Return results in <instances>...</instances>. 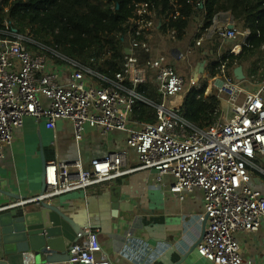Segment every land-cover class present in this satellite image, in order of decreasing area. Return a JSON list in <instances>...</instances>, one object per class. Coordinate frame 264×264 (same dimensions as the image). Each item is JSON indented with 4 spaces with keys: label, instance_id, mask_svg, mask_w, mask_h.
<instances>
[{
    "label": "built area",
    "instance_id": "2783aa9c",
    "mask_svg": "<svg viewBox=\"0 0 264 264\" xmlns=\"http://www.w3.org/2000/svg\"><path fill=\"white\" fill-rule=\"evenodd\" d=\"M190 3L186 13L184 0H170L164 22L148 10L147 1L138 4L126 20V62L109 78L65 57L59 46L47 47L28 33L12 32L11 23L0 26V163L27 117L52 130L58 119H69L78 144L89 126L102 133H128L124 151L85 165L76 162L75 173L65 162L46 160L43 194L16 207L51 204L66 193L150 170L165 178L173 192L203 193L204 212L187 219L186 229L197 230L198 254L213 264H244L241 234L264 228V77L255 88L244 85L230 77L231 58H226L209 80L205 98L216 102L206 112L189 98L198 86L195 72L188 75L180 65L187 40L201 35L198 24H209L212 36L234 43L228 56L250 47L259 30L247 25L241 30L234 19L223 21L214 11L200 21L206 0ZM156 31L173 40L171 52H157L142 67L136 52L151 50ZM53 60L67 65L65 81ZM147 225L145 218L138 219L133 234L140 235ZM173 248L183 251L179 242ZM69 262L113 264L90 228L78 234Z\"/></svg>",
    "mask_w": 264,
    "mask_h": 264
},
{
    "label": "crops",
    "instance_id": "0c3cea01",
    "mask_svg": "<svg viewBox=\"0 0 264 264\" xmlns=\"http://www.w3.org/2000/svg\"><path fill=\"white\" fill-rule=\"evenodd\" d=\"M220 17L223 21L233 19L230 13H220ZM203 18L200 16V21ZM247 26L256 28L253 21ZM198 27L201 29V37L194 43L195 47L191 45V37L187 40L185 44L188 43L189 48L185 55L197 58L192 68L196 70L198 65H205L206 71L208 63L229 55L234 43L212 36L209 33V24L204 27L198 24ZM159 39L162 44L166 38L159 31L154 32L150 40L153 53L151 56L146 57L142 50L136 52L140 66L147 67L151 57L161 52L156 45ZM239 39H243L242 36H239ZM170 41L172 49L173 40ZM199 58H203L204 62H199ZM53 66L62 70L61 80L65 81L69 74L67 65L53 60ZM44 102L47 103L46 100ZM127 138L128 133L124 131L102 133L89 126L82 142L78 144L73 123L69 119H58L56 128L52 130L46 127L44 121L35 122L33 118L27 117L23 129L17 133L16 140L6 147V156L0 163V190L6 192V194L0 192V235L4 223L18 214L17 209L25 211L22 207H16L24 201L22 198L27 200L43 194L45 190L42 179L43 159H58L65 162L75 173L73 165L76 162L80 161L85 165L91 161L104 159L110 152L124 151ZM72 147L74 150H71ZM155 177L154 172L144 170L126 178H113L90 187L86 192L79 190L56 197L52 199L51 204L58 206L71 218L76 220L82 218L78 222H89V228L97 233L113 264H213L202 258L195 248L201 241L195 236L197 230L195 228L186 230L187 219L195 218L204 212V196L200 190L178 193L168 189L160 195L157 204L151 210L141 215L140 218H145L148 223L143 233L138 236L132 233L123 238L118 237V231L125 218L136 209L142 194ZM117 200L120 202V213L114 214L113 203ZM39 204L41 205V202L28 207L33 208ZM121 212L126 214L125 217ZM136 218L135 216L132 220L133 232L137 223ZM66 233L63 232L49 241H56ZM175 242L180 243L183 251L172 249ZM241 242L244 264H264V228L259 232L241 234ZM37 252H40V249L36 251V255ZM46 258L48 255L40 253L35 258L33 252L26 255L24 262L71 264L69 251L65 254L59 253L55 261ZM3 259V255L0 254V264Z\"/></svg>",
    "mask_w": 264,
    "mask_h": 264
},
{
    "label": "trees",
    "instance_id": "16d2710c",
    "mask_svg": "<svg viewBox=\"0 0 264 264\" xmlns=\"http://www.w3.org/2000/svg\"><path fill=\"white\" fill-rule=\"evenodd\" d=\"M147 1V8L156 19H166L170 0H0V26L10 24L11 31L29 34L47 47L59 46L65 57L73 58L99 75L109 78L125 62L127 46V18L131 17L137 5ZM191 0H184V11L191 7ZM230 13L235 24L245 30L249 20L259 30L250 47H244L238 55H225L223 61L216 60L206 66V76L200 77L198 86L191 90L190 97L206 112L216 100L205 92L209 80L226 60L230 77L238 66L253 60L247 69V76L257 81L264 77V0H206L201 18L210 13ZM181 18L175 20L178 26ZM162 28V26L160 27ZM199 36L190 38L191 45Z\"/></svg>",
    "mask_w": 264,
    "mask_h": 264
},
{
    "label": "water",
    "instance_id": "95a60500",
    "mask_svg": "<svg viewBox=\"0 0 264 264\" xmlns=\"http://www.w3.org/2000/svg\"><path fill=\"white\" fill-rule=\"evenodd\" d=\"M16 31L18 32V30ZM198 67L202 70L200 73H195L196 81L199 80V75L205 71V65H198ZM234 75L237 80L244 81L246 79L244 67L238 66L235 68ZM221 85L218 84V86ZM45 163L46 160L43 159V180ZM0 192L6 194L2 190ZM22 200H25V198H22ZM117 201L113 203L114 214L120 213V202L119 200ZM41 206V208L35 207L31 209L22 207V210H25L22 212L17 209L18 214L12 216L10 220L4 223L0 235V254L4 258L2 264H25L26 255L33 252L35 253V258L40 253L48 255L47 260L55 261L59 253L65 254L70 251L79 233L88 230L90 227L89 222H78L82 218L80 220L71 218L62 212L58 206L44 201L41 202ZM121 215L125 217L126 214L121 212ZM63 232H67L63 237L53 242L49 241ZM39 249L40 252H37L36 255V251ZM5 256L7 257L6 259Z\"/></svg>",
    "mask_w": 264,
    "mask_h": 264
},
{
    "label": "bare ground",
    "instance_id": "6f19581e",
    "mask_svg": "<svg viewBox=\"0 0 264 264\" xmlns=\"http://www.w3.org/2000/svg\"><path fill=\"white\" fill-rule=\"evenodd\" d=\"M168 189H169V182L160 175H156L155 179L151 182L150 186L147 187L145 192L142 194L139 203L136 206V209H134L125 218L124 223L122 224L121 228L118 231V237L123 238L127 235H131L133 233V223H134L132 222L133 218L135 216L137 218H140V216L143 215V212H147L148 208L150 207L149 203H151V201L154 202V205H156L160 195L163 192H166ZM139 213L140 215L137 216V214Z\"/></svg>",
    "mask_w": 264,
    "mask_h": 264
},
{
    "label": "rangeland",
    "instance_id": "374dc122",
    "mask_svg": "<svg viewBox=\"0 0 264 264\" xmlns=\"http://www.w3.org/2000/svg\"><path fill=\"white\" fill-rule=\"evenodd\" d=\"M241 30H243L242 28H241ZM164 38H166L165 40H164V42H162V44H161V42H159L160 41V39L156 42V45L160 48V50H161V52H159L160 54H162V55H168L169 53H170V51H171V39H170V37H164ZM188 43L187 44H185L184 46H183V48H182V51H181V55H182V57H183V64H181L180 65V67H181V69L184 71V72H186L188 75H190L191 74V72L192 71H194L195 73H200L201 72V69L198 67L196 70H195V68H192L193 66H194V61L197 59V58H194V56L193 55H189V56H187L186 57V55H185V53H187V51H188ZM140 50V49H139ZM142 51L141 52H143L144 54H145V56L146 57H148V56H151L153 53H152V51L151 50H149V51H144L143 49H141ZM137 57H138V55H137ZM199 62H201V63H203L204 62V60H203V58H199ZM253 62V60H251L250 62H248L247 64H245V75L247 74L246 72H247V69L250 67V65H251V63ZM260 66L259 67H262V65H263V67H264V63H261L260 62V64H259ZM192 68V69H191ZM206 76V71L203 73V74H201V75H199V79H200V77H205ZM257 80V79H256ZM256 80L254 79V78H252V77H248L247 75H246V79L244 80V81H241L244 85H249L250 84V87L251 88H255L257 85H258V81L256 82ZM198 83V82H197ZM191 94V91H190V93H189V95ZM191 100H193L191 97H189ZM71 150H74V148L72 147L71 148ZM166 180V179H165ZM151 201V200H150ZM153 205H154V202H152L151 201V203H149V208H148V210H151L152 209V207H153ZM141 217V216H140ZM136 219H139V218H136Z\"/></svg>",
    "mask_w": 264,
    "mask_h": 264
}]
</instances>
